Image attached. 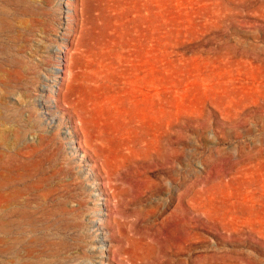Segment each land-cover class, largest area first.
Returning <instances> with one entry per match:
<instances>
[{
  "label": "rangeland",
  "instance_id": "374dc122",
  "mask_svg": "<svg viewBox=\"0 0 264 264\" xmlns=\"http://www.w3.org/2000/svg\"><path fill=\"white\" fill-rule=\"evenodd\" d=\"M0 264H264V0H0Z\"/></svg>",
  "mask_w": 264,
  "mask_h": 264
},
{
  "label": "bare ground",
  "instance_id": "6f19581e",
  "mask_svg": "<svg viewBox=\"0 0 264 264\" xmlns=\"http://www.w3.org/2000/svg\"><path fill=\"white\" fill-rule=\"evenodd\" d=\"M105 184V183H104ZM95 185V184H94ZM99 187V186H98ZM96 194V193H95ZM108 198V197H107ZM102 199V198H101ZM109 199V198H108ZM106 204V203H105Z\"/></svg>",
  "mask_w": 264,
  "mask_h": 264
}]
</instances>
